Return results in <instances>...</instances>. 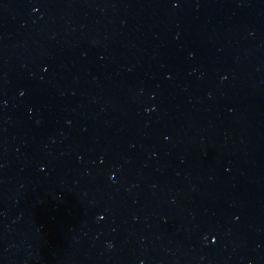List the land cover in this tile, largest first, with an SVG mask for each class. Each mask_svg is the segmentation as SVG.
I'll list each match as a JSON object with an SVG mask.
<instances>
[{"label":"water","instance_id":"obj_1","mask_svg":"<svg viewBox=\"0 0 264 264\" xmlns=\"http://www.w3.org/2000/svg\"><path fill=\"white\" fill-rule=\"evenodd\" d=\"M0 264H264V0H0Z\"/></svg>","mask_w":264,"mask_h":264}]
</instances>
